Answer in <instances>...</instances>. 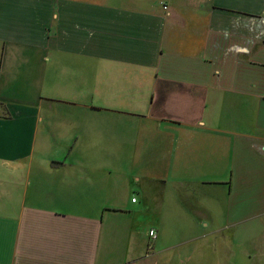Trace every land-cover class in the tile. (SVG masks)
Segmentation results:
<instances>
[{
  "label": "crops",
  "instance_id": "obj_1",
  "mask_svg": "<svg viewBox=\"0 0 264 264\" xmlns=\"http://www.w3.org/2000/svg\"><path fill=\"white\" fill-rule=\"evenodd\" d=\"M138 121L191 217L173 245L145 232L153 195L113 202ZM259 236L264 0H0V264H255Z\"/></svg>",
  "mask_w": 264,
  "mask_h": 264
},
{
  "label": "rangeland",
  "instance_id": "obj_2",
  "mask_svg": "<svg viewBox=\"0 0 264 264\" xmlns=\"http://www.w3.org/2000/svg\"><path fill=\"white\" fill-rule=\"evenodd\" d=\"M76 81L78 83V79ZM77 83L75 84L77 90L82 89V85ZM113 83V81L109 82L112 88L114 87ZM117 84H121V81H118ZM137 123L134 127L131 124H121V127L118 129L119 139L116 146L118 160L115 162L117 166L116 171L118 172V182L113 202L115 205H121L128 197L132 196L133 199L136 198L140 200V203H143L147 201L145 200L146 195L144 192L153 195L148 197L147 213L142 218L143 222L147 225L145 232L150 230V224L155 225L159 229H162L164 234L171 235V241L168 242V245H173V235L176 240H179L181 236L182 239L192 236L193 232L189 230H174V224L185 226L186 223L191 222V217L184 218L180 214L175 215L177 181H170L169 179L159 181L150 178V172L158 170V166L153 164L154 158L151 156L152 147L150 146L154 142L156 135L142 121H138ZM142 124L144 127H139ZM77 133L78 128L67 127V134L64 136V139L69 140L67 143L69 151L77 145ZM136 138L140 139L139 143H136ZM63 145L65 143H60L57 139L51 141V147L54 151L61 149ZM157 195H159L158 199L156 198ZM161 214L163 215L162 222L160 221ZM253 221L251 222L252 224ZM166 225L169 228H166ZM174 231H176L175 234ZM241 251L242 258L246 259L245 255L251 256L255 264H264V236H259L258 240H254L249 244H243Z\"/></svg>",
  "mask_w": 264,
  "mask_h": 264
},
{
  "label": "built area",
  "instance_id": "obj_3",
  "mask_svg": "<svg viewBox=\"0 0 264 264\" xmlns=\"http://www.w3.org/2000/svg\"><path fill=\"white\" fill-rule=\"evenodd\" d=\"M166 9V8H165ZM137 201L136 198L133 199V203H135ZM150 242H152V244L157 240V231L156 230H152L150 229L147 233Z\"/></svg>",
  "mask_w": 264,
  "mask_h": 264
},
{
  "label": "trees",
  "instance_id": "obj_4",
  "mask_svg": "<svg viewBox=\"0 0 264 264\" xmlns=\"http://www.w3.org/2000/svg\"><path fill=\"white\" fill-rule=\"evenodd\" d=\"M138 201V200H137Z\"/></svg>",
  "mask_w": 264,
  "mask_h": 264
}]
</instances>
